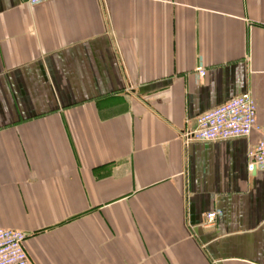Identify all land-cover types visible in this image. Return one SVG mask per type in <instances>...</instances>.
Masks as SVG:
<instances>
[{"label":"crops","instance_id":"obj_1","mask_svg":"<svg viewBox=\"0 0 264 264\" xmlns=\"http://www.w3.org/2000/svg\"><path fill=\"white\" fill-rule=\"evenodd\" d=\"M244 93L249 136L183 142ZM261 140L264 0H0V227L28 264H264Z\"/></svg>","mask_w":264,"mask_h":264},{"label":"built area","instance_id":"obj_2","mask_svg":"<svg viewBox=\"0 0 264 264\" xmlns=\"http://www.w3.org/2000/svg\"><path fill=\"white\" fill-rule=\"evenodd\" d=\"M46 0H27L37 4ZM199 74H205L199 69ZM256 125V103L250 93L232 97L218 106L199 114L196 126L184 130L181 139L185 144L191 141H216L230 138L247 137ZM247 171L264 169V140L249 148ZM218 212L211 211L204 215V224L211 225ZM26 234L20 230L0 227V264H28L29 257L24 242Z\"/></svg>","mask_w":264,"mask_h":264}]
</instances>
